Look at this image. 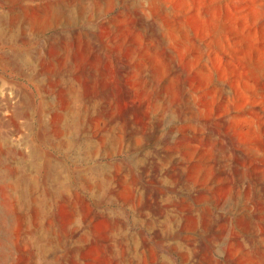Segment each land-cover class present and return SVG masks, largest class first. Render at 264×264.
<instances>
[{
	"label": "rangeland",
	"instance_id": "obj_1",
	"mask_svg": "<svg viewBox=\"0 0 264 264\" xmlns=\"http://www.w3.org/2000/svg\"><path fill=\"white\" fill-rule=\"evenodd\" d=\"M16 1L0 264H264V0Z\"/></svg>",
	"mask_w": 264,
	"mask_h": 264
},
{
	"label": "crops",
	"instance_id": "obj_2",
	"mask_svg": "<svg viewBox=\"0 0 264 264\" xmlns=\"http://www.w3.org/2000/svg\"><path fill=\"white\" fill-rule=\"evenodd\" d=\"M17 2L18 0L14 3ZM18 21L19 19L13 22H16V24H14L10 30V55L5 56L4 67L9 69L13 76L23 78V21H21V23Z\"/></svg>",
	"mask_w": 264,
	"mask_h": 264
},
{
	"label": "bare ground",
	"instance_id": "obj_3",
	"mask_svg": "<svg viewBox=\"0 0 264 264\" xmlns=\"http://www.w3.org/2000/svg\"><path fill=\"white\" fill-rule=\"evenodd\" d=\"M68 39V38H67ZM69 42V41H68ZM26 64V63H25ZM69 105V106H68ZM67 105V107H66V109L67 110H69L71 113H73V118L74 117H76L77 115L76 114H74V111L76 110V109H73L72 110V107H71V105L70 104H68ZM31 113L32 112H29V111H23V118H30V115H31ZM61 125L59 126V128H58V143L56 144V147L57 148H62V147H64L65 146V143H67V144H69L70 145V143L72 142V140H71V138H70V135H71V133H72V131H70L71 129H70V127H69V121H67V122H64V123H60ZM29 126V125H28ZM71 146V145H70ZM96 148V147H95ZM87 150H89V149H87ZM95 151H100V150H98V148H96V150ZM83 155V154H82ZM81 156V155H80ZM86 157H88V155H86L85 156V158ZM84 158V157H83ZM66 168V167H65ZM129 191V190H128ZM128 193V192H127ZM172 215V214H171ZM164 218V217H163ZM159 219V218H158ZM151 221V220H150ZM161 222V221H160ZM159 222V223H160ZM164 222L167 224V228H170V231H172L171 230V228H173L174 227V225L175 224H177V222H176V219H174L173 217H171V216H169L168 214L167 215H165V220H164ZM153 223H154V221H153ZM157 223V222H156ZM155 223V224H156ZM152 224V223H151ZM159 226V225H158Z\"/></svg>",
	"mask_w": 264,
	"mask_h": 264
}]
</instances>
